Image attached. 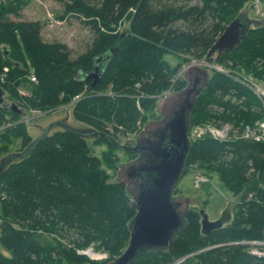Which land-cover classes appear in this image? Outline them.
Masks as SVG:
<instances>
[{"label":"trees","instance_id":"obj_1","mask_svg":"<svg viewBox=\"0 0 264 264\" xmlns=\"http://www.w3.org/2000/svg\"><path fill=\"white\" fill-rule=\"evenodd\" d=\"M248 1L67 0L60 17L83 18L94 33L86 51L74 59L66 44L42 39L40 22L7 18L19 16L20 3L0 2V46L9 47L8 53L0 47V74L8 69L0 87L4 99L15 102L12 110L0 103V112L11 117L0 113V155L9 150L11 136L21 140L19 152L0 160L19 154L0 174V245L9 251L8 256L0 251V264H83L91 259L77 251L87 248L105 251L111 260L121 254L136 211L125 183L110 181L103 167L112 168L109 154L118 146L106 127L124 136L141 116L146 119V112L154 109V120L159 118L157 96L187 85L184 78L173 84L177 67L165 54L176 52L185 60L207 53ZM259 1L264 9V0ZM256 19L258 25L237 46L215 57L216 63L264 82V20ZM124 20L129 21L126 34L117 29ZM95 65L103 71L93 87L94 78L76 79V72H90ZM30 69L36 82L29 79ZM25 81L30 93L22 88ZM76 95L82 96L73 116L89 126L86 131L59 130L37 141L20 122L23 108L50 112ZM190 120L232 123L237 129L227 140L206 136L191 141L182 172L195 163L217 174L237 198L232 220L204 233L199 212L190 207L185 226L165 250L141 251L130 264H172L182 258L181 264H264V255L250 253L243 242L264 241V143L245 137L248 127L256 129L264 120V101L231 72L210 70ZM89 131L94 134L86 135ZM89 137L108 139L106 158L91 153Z\"/></svg>","mask_w":264,"mask_h":264},{"label":"water","instance_id":"obj_2","mask_svg":"<svg viewBox=\"0 0 264 264\" xmlns=\"http://www.w3.org/2000/svg\"><path fill=\"white\" fill-rule=\"evenodd\" d=\"M255 25H258V19H252L247 10L225 25L208 49L204 58L205 64L184 69L182 78L187 80V86L180 91L171 92L161 103V99L158 101L156 110L159 118L144 124L140 134L135 137L134 146L121 145L124 150L138 153L137 158L120 165L122 175L135 187L134 192L130 191L124 180H117L125 183L132 198L131 206L136 213L128 225L130 236L126 248L107 264H130L141 251L165 250L171 236L185 226V214L189 206L182 209L183 203L172 195L177 189L191 147L188 136L191 112L197 95L209 79L210 69L206 65L213 62L215 54L231 51ZM97 59L100 60V57ZM195 69L198 75L192 81L188 73ZM102 71L100 65H95L93 70L82 73V76L84 81L94 78L91 83L93 87L99 81ZM3 101V89L0 87V103ZM164 102L165 106L160 110ZM63 126L64 130L73 129L64 123ZM48 133L39 136L37 141ZM93 134L91 131L86 133ZM18 155L3 159L0 163V174L5 165ZM119 175L118 173V177ZM199 214L202 216L201 229L204 233L222 224L221 220H208L204 209H200Z\"/></svg>","mask_w":264,"mask_h":264},{"label":"rangeland","instance_id":"obj_3","mask_svg":"<svg viewBox=\"0 0 264 264\" xmlns=\"http://www.w3.org/2000/svg\"><path fill=\"white\" fill-rule=\"evenodd\" d=\"M11 0H0L2 3H8ZM15 3H20L21 8L18 10L19 16H14L13 14L7 15V18L9 20H24V21H38L41 24V35L42 39L48 42L55 41L60 42L63 44H66L68 49L70 50V55L72 59L76 58L78 55H81L86 51L88 46L91 44L94 33L93 30L90 28V26L87 24V22L80 17L74 16L73 14H67L63 18V3L67 0H13ZM90 4H99L102 0H87ZM243 10H247L248 15L253 18H260L264 20V9H263V3L259 0H249L243 7ZM118 31L126 34V32L129 29V21L124 20L121 25L117 27ZM220 34V33H219ZM218 34V35H219ZM1 49L4 51V53H8L9 47L8 46H0ZM206 52H203L202 54H199V57H193L188 56L187 58L182 54L179 53H172L169 52L165 54V59L171 64L172 67L176 66L177 71L175 74V78H178L180 74H183V71L188 66L190 67H198L200 64H205L204 58H205ZM216 58L214 55V60L211 64L206 65V67L210 70L215 71H223L226 73L231 72L235 75V78L242 79L243 81H246L248 85L251 86V88L255 91V93L258 95L259 90H264V82L257 80L253 78L250 75L244 74L242 69L238 70L236 68H227L222 66L221 64L216 63ZM193 65V66H191ZM30 76L35 75L33 70L30 69ZM76 79H81V75L76 72L74 74ZM188 75H191L192 81L195 79L194 77L198 75V72L195 70H191ZM28 81L29 79L26 78ZM173 80V79H172ZM37 81V79H36ZM34 81V82H36ZM22 88L29 91V86L26 84V81L22 83ZM173 85V84H172ZM181 86V85H180ZM175 88V85L173 86ZM184 87V86H183ZM178 90V89H176ZM176 90H169L165 91L162 94L157 96V100L161 101V103L166 96H168L171 92H176ZM258 90V91H257ZM30 93V91H29ZM9 98V97H8ZM174 98V97H172ZM171 99V98H170ZM12 103H15L12 98H9L8 100H5L2 102V105L6 107V109H11L10 106ZM165 103L161 106L160 110L163 109L165 106ZM73 106L72 103H66L65 105H61L60 107L47 112L46 114L40 113V111H34L29 109H22V112L20 113V117L22 116L21 123H24L28 133L32 136V138H37L44 133H48L51 135L55 131H62L65 127L63 126V123L73 129H79V130H88L90 129L89 126L85 123H82L78 120H76L73 116ZM12 110V109H11ZM4 115V111L0 112ZM155 110L148 111L145 114V117H140L137 121V126L133 129H131L132 132H129L128 135L124 134V136H120L119 133L115 136L114 128L107 126L106 129L110 132V134L113 135V137L116 139L115 148L112 151L111 159L112 161V168H110L108 165H103L104 168H106L107 173L109 174L110 181L114 180H124L129 187L131 192H134V186L128 181L127 177L122 173L120 168V165L128 163L133 159L136 154L127 152L122 147H120V144L124 145H133L135 142V137L140 134V131L143 129V121H149L154 120L155 116ZM5 118H11L8 114L5 113ZM143 122V123H142ZM213 125L214 127H220L221 125L228 124L230 127V132L232 134H235L237 132L236 127L232 123H223L219 125V123L216 122H204L200 124H191L190 126V139L192 141L203 139L201 137H198L197 135V127L203 126V125ZM2 129L0 128V132ZM121 131V129H120ZM119 131V132H120ZM229 132V134H230ZM241 133V132H240ZM2 136L0 133V140ZM12 142L9 144L10 148L7 152L2 153L0 155V160L11 154L16 153L20 151L21 147V140L14 139V136H11ZM88 141V144L91 149V153L99 156V158H106L105 154L103 153L107 150L109 151L110 146L107 143L108 139L104 140H96L95 137H89L86 138ZM100 141V142H99ZM110 159V158H109ZM106 160V159H105ZM117 166V169L115 170V167L113 165ZM118 173L120 174L118 177ZM195 174H201L207 178V181L205 183H202L199 188H195L192 182L193 175ZM177 194H173L172 196L178 198L183 203L182 209L187 206H191L192 208H196L199 212L201 208L205 209L206 215L208 217V220L215 221V220H221L223 225H227L231 222L232 216H233V207L235 203L237 202V198H235L223 185L221 182L219 176L215 174L214 172L209 171V169L197 166V164L192 163L189 165L188 171L183 173L182 177L179 179L177 183ZM182 193V194H180ZM189 199V201H188ZM203 204V205H201ZM204 206V207H203ZM125 249V248H124ZM249 249V247H248ZM89 249H84L85 252L77 251V253L81 256L86 257L87 259H91L90 261H87L85 263H90L94 261L96 264H106L109 260L112 258L110 255H108L107 252L102 250H92V252H88V255L86 251ZM0 251L8 256L9 251L4 250L2 246L0 245ZM92 253L93 255H90ZM122 253V252H121ZM83 263V264H85ZM93 263V262H92ZM181 264V262H179ZM176 263V264H179Z\"/></svg>","mask_w":264,"mask_h":264},{"label":"built area","instance_id":"obj_4","mask_svg":"<svg viewBox=\"0 0 264 264\" xmlns=\"http://www.w3.org/2000/svg\"><path fill=\"white\" fill-rule=\"evenodd\" d=\"M7 71L8 69L4 67L2 73L0 74V83H3L5 81ZM30 80L36 81L35 75L31 76ZM258 96L264 101V90H259ZM80 97H81L80 95L74 96L71 102H76L78 99H80ZM257 125L258 127L256 129H251L248 127L245 132V137L254 141H259L264 143V120L258 122ZM229 132H230V127L228 124L221 125L220 127H216V126L214 127L213 125H205V126L197 127V135L198 137L201 138L209 136L213 139L227 140L229 139V135H230ZM206 181L207 178L201 174H195L193 176V185L195 188L200 187L201 184L205 183ZM243 242L249 243L250 253L260 257L264 255V241L253 240V241H243ZM80 252H85V251L80 250ZM181 261H183V258L177 260L172 264H176Z\"/></svg>","mask_w":264,"mask_h":264},{"label":"bare ground","instance_id":"obj_5","mask_svg":"<svg viewBox=\"0 0 264 264\" xmlns=\"http://www.w3.org/2000/svg\"><path fill=\"white\" fill-rule=\"evenodd\" d=\"M216 55V54H215ZM31 78V76H29V79ZM5 80H6V78H5ZM5 82V81H4ZM19 94L20 95H26L27 94V92H26V90H24V89H19ZM3 96H4V90H3ZM35 111V110H34ZM48 111H46V112H44V111H40V113H43V114H46ZM21 122V121H20ZM88 252H92V250H88V251H86V253L88 254ZM93 253V252H92ZM92 253H90V255H93Z\"/></svg>","mask_w":264,"mask_h":264},{"label":"flooded vegetation","instance_id":"obj_6","mask_svg":"<svg viewBox=\"0 0 264 264\" xmlns=\"http://www.w3.org/2000/svg\"><path fill=\"white\" fill-rule=\"evenodd\" d=\"M80 74V73H79ZM81 75V74H80ZM136 143L134 142V144L132 145V146H134ZM128 151V150H127ZM133 153H136V152H133ZM137 156H138V153H136V156L133 158V159H131V160H134L135 158H137Z\"/></svg>","mask_w":264,"mask_h":264}]
</instances>
